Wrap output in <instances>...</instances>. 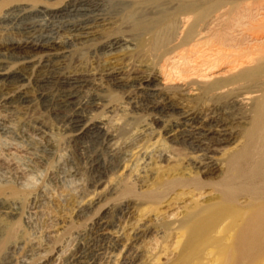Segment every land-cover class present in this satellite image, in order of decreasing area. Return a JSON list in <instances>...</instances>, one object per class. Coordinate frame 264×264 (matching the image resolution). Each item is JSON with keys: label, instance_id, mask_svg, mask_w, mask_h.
<instances>
[{"label": "rangeland", "instance_id": "rangeland-1", "mask_svg": "<svg viewBox=\"0 0 264 264\" xmlns=\"http://www.w3.org/2000/svg\"><path fill=\"white\" fill-rule=\"evenodd\" d=\"M66 1L0 0V219L7 224L0 229V264H68L72 254L87 257L73 264H86L83 260L93 251L96 264H264V251L261 256L236 255L234 224L226 235L216 230L234 211L252 207L253 197L264 202L259 180L237 184L230 192L237 197L235 204L192 221L190 230L183 219L185 210L193 211L208 197L207 184L228 185V175H205L199 167L207 158L225 164L242 152L249 118L206 94L174 95L177 109H164L162 98L146 90L143 79L149 74L136 67L135 59L122 61L123 85L109 76L121 66L120 52L139 41L119 5L107 9L106 26L90 40L62 34L57 55L18 61L9 48L28 41L29 24H37L32 42L40 44L56 38L58 28L80 22L75 16L37 12L45 7L56 14ZM15 6L27 7L30 15L10 14ZM122 40L128 41L125 47L109 51ZM70 78L80 80V100L97 103L90 114L94 122L111 114L124 119L113 140L69 134L57 96ZM180 108L221 120L232 114L237 122L232 139L218 150L199 152L187 142L189 129L179 125ZM143 126L150 129L147 136L135 139ZM193 176L197 179L184 181ZM120 185L118 192L111 191ZM99 222L108 226V237L98 233Z\"/></svg>", "mask_w": 264, "mask_h": 264}, {"label": "bare ground", "instance_id": "bare-ground-1", "mask_svg": "<svg viewBox=\"0 0 264 264\" xmlns=\"http://www.w3.org/2000/svg\"><path fill=\"white\" fill-rule=\"evenodd\" d=\"M118 5L124 7L127 19L133 22L139 41L132 48L120 52V71L111 70L109 76L124 84L127 78L122 61L135 59L136 67L149 74L143 79L146 90L150 95L162 98L164 109L172 112L177 109L172 102L174 95L188 98L206 94L251 122L244 131L246 143L242 152L233 155L225 164L207 158L200 165L199 170L205 175L222 174L230 178L224 187L207 184L210 193L205 201L195 205L197 208L189 205L192 212L184 211L186 229L190 230L187 225L192 221L205 220L208 218L206 214L223 208L227 203L235 204L237 197L230 192L237 189V184L259 180L264 186V0H67L56 14H53V9L45 7L37 12L62 18L75 16L80 18L79 23L69 22L66 30H56V38L45 39L40 44L32 42L37 24H29L26 28L28 41L13 43L9 50L24 64L40 54L57 55L63 47L62 34L77 41L89 39L98 28L106 26L103 18L107 9ZM9 13L18 18L30 15L27 7L20 6H15ZM127 43L125 40L114 42L109 51L122 49ZM5 75V72L1 73V76ZM17 78L25 79L23 75ZM79 87L80 80L70 78L63 82L57 96L58 108L62 111L69 134L113 140L124 119L111 114L94 122L90 114L97 103L80 100L77 97ZM190 111L180 108L178 115L182 122L179 125L189 129L186 131L187 142L194 149L204 153L210 148L218 150L232 139L237 124L232 114L221 120ZM149 130L143 126L133 137L137 139L143 135L144 138ZM191 178L197 179L193 176L184 181ZM119 187L122 186L112 187L111 191L116 193ZM257 199L253 197L256 202L252 207L234 211L220 225L218 219H213L218 223L216 230L219 235H226L229 225L234 224L236 230L232 238L235 241L231 247L241 257L245 253L261 256L259 253L264 251V202L259 203L261 199ZM6 226V222L0 219V229L5 230ZM107 229V225L98 223L100 235L108 237ZM97 257V251H93L83 262L96 264L94 260ZM79 258L87 257L72 254L67 262L73 264Z\"/></svg>", "mask_w": 264, "mask_h": 264}]
</instances>
